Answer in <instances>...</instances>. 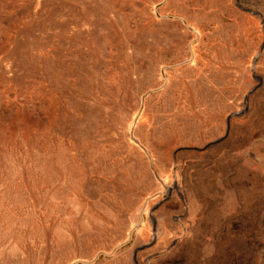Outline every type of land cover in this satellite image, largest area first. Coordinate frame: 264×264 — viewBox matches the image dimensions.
<instances>
[{
  "label": "rangeland",
  "instance_id": "rangeland-1",
  "mask_svg": "<svg viewBox=\"0 0 264 264\" xmlns=\"http://www.w3.org/2000/svg\"><path fill=\"white\" fill-rule=\"evenodd\" d=\"M0 264H264V0H0Z\"/></svg>",
  "mask_w": 264,
  "mask_h": 264
}]
</instances>
